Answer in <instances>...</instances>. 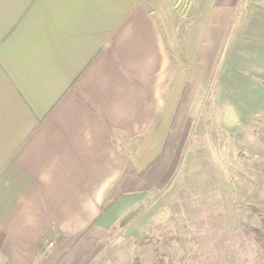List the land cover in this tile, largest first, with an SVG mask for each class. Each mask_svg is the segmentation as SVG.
Listing matches in <instances>:
<instances>
[{"label": "crops", "instance_id": "crops-1", "mask_svg": "<svg viewBox=\"0 0 264 264\" xmlns=\"http://www.w3.org/2000/svg\"><path fill=\"white\" fill-rule=\"evenodd\" d=\"M201 97L264 158V0H0V264H89Z\"/></svg>", "mask_w": 264, "mask_h": 264}, {"label": "rangeland", "instance_id": "rangeland-1", "mask_svg": "<svg viewBox=\"0 0 264 264\" xmlns=\"http://www.w3.org/2000/svg\"><path fill=\"white\" fill-rule=\"evenodd\" d=\"M206 99L190 113L172 182L95 243L89 264H159L157 246L172 264H256L264 255L250 228L264 224V158L222 128V112Z\"/></svg>", "mask_w": 264, "mask_h": 264}, {"label": "trees", "instance_id": "trees-1", "mask_svg": "<svg viewBox=\"0 0 264 264\" xmlns=\"http://www.w3.org/2000/svg\"><path fill=\"white\" fill-rule=\"evenodd\" d=\"M251 230L253 231V236L256 240V242L260 245V247L262 248V250L264 251V224L262 227H259V226H252L250 227ZM158 250H161L160 251V257H159V260L157 261L159 264H172L170 259H169V255L168 253L165 252V250H163V247H158ZM183 249H184V252L180 253L179 255V259L182 261L184 260V257L186 256V246H183ZM134 264H149V263H146L145 261H143L142 259L140 258H136L134 260Z\"/></svg>", "mask_w": 264, "mask_h": 264}]
</instances>
